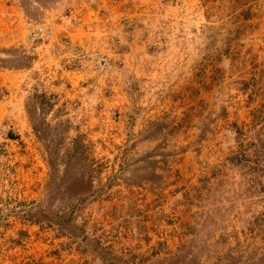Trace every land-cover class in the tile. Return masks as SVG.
<instances>
[{
  "label": "rangeland",
  "instance_id": "1",
  "mask_svg": "<svg viewBox=\"0 0 264 264\" xmlns=\"http://www.w3.org/2000/svg\"><path fill=\"white\" fill-rule=\"evenodd\" d=\"M0 264H264V0H0Z\"/></svg>",
  "mask_w": 264,
  "mask_h": 264
}]
</instances>
